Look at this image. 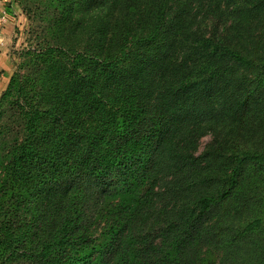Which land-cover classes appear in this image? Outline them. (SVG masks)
Returning a JSON list of instances; mask_svg holds the SVG:
<instances>
[{"label":"trees","instance_id":"1","mask_svg":"<svg viewBox=\"0 0 264 264\" xmlns=\"http://www.w3.org/2000/svg\"><path fill=\"white\" fill-rule=\"evenodd\" d=\"M240 1L47 0L0 94V264H264V0Z\"/></svg>","mask_w":264,"mask_h":264},{"label":"rangeland","instance_id":"2","mask_svg":"<svg viewBox=\"0 0 264 264\" xmlns=\"http://www.w3.org/2000/svg\"><path fill=\"white\" fill-rule=\"evenodd\" d=\"M244 2L251 5L250 0H242L239 3L243 5ZM54 9V5H48L47 0H0V19L11 29V35L4 38L5 43L0 39V47H4L10 66V70L6 71L8 73L6 83L3 81L4 73H0V82L5 84L4 89L15 70L27 62L28 54L43 50L40 44L51 40L46 26L56 12ZM220 20L226 22L224 17H220ZM208 139V137L201 139L199 150Z\"/></svg>","mask_w":264,"mask_h":264},{"label":"crops","instance_id":"3","mask_svg":"<svg viewBox=\"0 0 264 264\" xmlns=\"http://www.w3.org/2000/svg\"><path fill=\"white\" fill-rule=\"evenodd\" d=\"M1 12V11H0ZM1 16V15H0ZM1 18V17H0ZM0 39H3L4 43H5V40L4 38L6 36H10L11 35V29L9 27L8 24H5L1 21L0 19ZM5 35V36H4ZM4 47H0V73L3 72L4 73V79L3 81H5L6 83V79H7V76H8V73H6L7 70H10V66H9V62H8V59L6 57V54H5V51L3 50ZM3 86H5V84L3 85L2 82H0V93H1V90H3Z\"/></svg>","mask_w":264,"mask_h":264}]
</instances>
